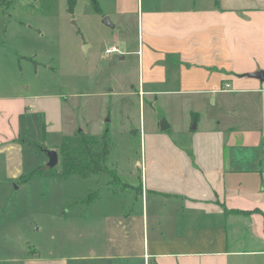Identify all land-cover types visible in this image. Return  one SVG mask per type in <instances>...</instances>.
Returning a JSON list of instances; mask_svg holds the SVG:
<instances>
[{
	"label": "crops",
	"instance_id": "0c3cea01",
	"mask_svg": "<svg viewBox=\"0 0 264 264\" xmlns=\"http://www.w3.org/2000/svg\"><path fill=\"white\" fill-rule=\"evenodd\" d=\"M94 1L93 24L111 38L105 51L116 44L123 53L87 59L91 69L79 74L84 89L69 97L45 85L33 90L22 83L23 66L15 60L9 75L0 72V217L8 213L10 219L0 221V235L8 230L19 241L13 255H0V264H67L63 257H43L20 238L24 229L41 227L16 218L20 198L12 194L44 168L27 161L31 142L41 145L43 139L58 151L77 130L100 139L109 134L106 116L79 129L74 111L104 95L140 99V126L128 134L141 135L144 154L134 165L142 175L136 195L142 203L122 204L119 191L101 185L110 189L117 209L105 213L99 244L73 262L264 264V81L248 76L264 70V0ZM80 27L84 45L88 27ZM88 47L90 56L93 43ZM114 66L138 69L137 79L129 70L118 80L129 89H116ZM183 95L192 97L185 122L190 133L175 139L159 132L160 121L146 132L147 100L155 108L161 101L172 107V99ZM167 120L173 128L174 119ZM51 133L60 141L53 143ZM130 186L123 184L122 199L131 195ZM94 194L89 205L102 200L100 192Z\"/></svg>",
	"mask_w": 264,
	"mask_h": 264
},
{
	"label": "rangeland",
	"instance_id": "374dc122",
	"mask_svg": "<svg viewBox=\"0 0 264 264\" xmlns=\"http://www.w3.org/2000/svg\"><path fill=\"white\" fill-rule=\"evenodd\" d=\"M91 2L92 4L88 0H80L74 12H70L67 0H9L8 5L2 4L0 0L2 69L0 72L4 70L9 75L8 71L11 72L15 60L23 66V74L19 73L22 83L31 84L33 90L45 85L52 91L62 93L63 97H69L71 92L84 89L79 74L84 70L87 73V70L91 69L92 63L90 64L87 59L92 60L93 54L102 59L105 56L113 57L120 54H105V43L110 42L111 38L94 26L92 16L96 14L95 4L94 0ZM82 25L88 27V33L85 34L88 42L84 45L80 27ZM91 42L93 47L91 55L88 56L87 52L90 48L88 46ZM36 68L39 73L36 72ZM111 70L115 78L113 83L117 85L116 89L121 91L129 89V85L118 83L127 71H131L129 77L137 79L136 67L128 70L125 66H114ZM103 85L106 89L109 88V82ZM99 98L100 101H97L94 97L88 107H76L74 111L80 125L79 129L81 126L85 127L87 123L95 124L99 117H107L108 123L104 129L109 130L111 148L103 173L88 178L76 174L65 176L62 171L61 148L58 149L60 160L58 165L54 169L48 167V161H45L48 157L45 149L48 147L44 146L42 139L41 145L36 142L31 143L29 145L31 149L27 153V161L35 167L43 166L42 172L30 180L28 185L12 194L20 198V203L15 206V211L19 210L16 218L26 224H30V221L32 224L38 223L41 227L31 231L24 229L26 236L20 238L32 242L33 250L41 253L43 257H63L67 264H75L73 261L76 255L88 254L90 246L96 247L99 244L104 236L105 213L115 212L117 209V205L111 204L112 197L108 192L110 189H102L101 185L109 184L112 191H119L122 204L134 203L139 206L142 203L141 199L138 201L136 197L138 190L142 188V175L134 165L135 161L144 154L141 135L128 134L131 126L134 128L140 126L142 111L140 99L138 95L112 97L104 95ZM191 98L187 95L175 97L169 103L172 107L166 105L172 110L166 109L162 101L159 107L155 108L147 100V105L143 109L146 132L154 130L156 122L160 121L161 124L162 119L168 121L167 118L170 117L174 119L173 128L166 130L161 128L159 132L175 139L185 138L191 131L185 126L186 117L191 114L189 112ZM91 127V130L97 133L96 128ZM78 133V130L75 131L63 141L68 140L72 143ZM94 135H96L92 136L94 146L99 147L101 139L97 134ZM60 138L58 133L50 134L53 143L60 141ZM110 169L111 173H109ZM97 178L100 180L97 181ZM124 183L131 185L129 187L131 195H125L126 197L122 199ZM97 192H100L102 200L89 205L87 202L89 195ZM3 196L5 194L1 191L0 197ZM3 207L7 208V206ZM8 215V213L1 214L0 221L4 224L8 223L10 220L7 218ZM7 231L2 230L0 235L1 256L13 255L18 250L16 243L19 241H15L16 237L7 236Z\"/></svg>",
	"mask_w": 264,
	"mask_h": 264
},
{
	"label": "trees",
	"instance_id": "16d2710c",
	"mask_svg": "<svg viewBox=\"0 0 264 264\" xmlns=\"http://www.w3.org/2000/svg\"><path fill=\"white\" fill-rule=\"evenodd\" d=\"M79 0H67L68 9L74 12ZM219 0H216L218 2ZM2 4H9V0H1ZM95 9L98 5L95 3ZM106 132L100 141L99 147L94 146L91 135H85L82 131L73 138L72 143L68 140L61 144L62 171L65 176L73 174L88 178L95 174L103 173L105 163L110 154V144ZM66 139V138H65ZM34 144V142H31Z\"/></svg>",
	"mask_w": 264,
	"mask_h": 264
},
{
	"label": "water",
	"instance_id": "95a60500",
	"mask_svg": "<svg viewBox=\"0 0 264 264\" xmlns=\"http://www.w3.org/2000/svg\"><path fill=\"white\" fill-rule=\"evenodd\" d=\"M104 23H106L107 25H111L109 17H105ZM86 49H87V46H86ZM248 76L258 78L259 80L264 81V70L248 73ZM160 128H162L163 130L170 128L169 124L167 123V121L165 119H162L161 124H160ZM45 151H46L48 158H49L48 163H47L48 167L54 168L60 162L59 151H57L55 149H49V148L45 149Z\"/></svg>",
	"mask_w": 264,
	"mask_h": 264
},
{
	"label": "built area",
	"instance_id": "2783aa9c",
	"mask_svg": "<svg viewBox=\"0 0 264 264\" xmlns=\"http://www.w3.org/2000/svg\"><path fill=\"white\" fill-rule=\"evenodd\" d=\"M106 54H114V53H123V51H121L119 45H112L106 48Z\"/></svg>",
	"mask_w": 264,
	"mask_h": 264
}]
</instances>
